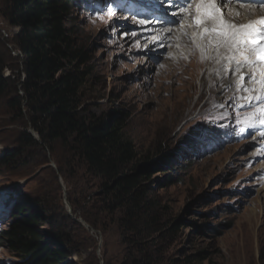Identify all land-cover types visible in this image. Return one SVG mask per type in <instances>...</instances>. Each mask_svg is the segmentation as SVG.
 <instances>
[{"label": "rangeland", "instance_id": "1", "mask_svg": "<svg viewBox=\"0 0 264 264\" xmlns=\"http://www.w3.org/2000/svg\"><path fill=\"white\" fill-rule=\"evenodd\" d=\"M94 1L101 3L99 14L89 15L76 4L71 10L74 37L88 49L93 66L82 109L96 117L123 118L139 160L170 158L168 171L142 182L144 200L155 204L156 221L140 233L151 234L132 236L100 179L64 144L20 145L23 132L36 135L20 99L23 57L13 41L19 28L7 21L6 0H0V66L11 81L0 96V155L22 153L0 167V231L13 206L27 199L44 205L54 228L71 239L76 251L67 261L76 264H264V137L240 139L237 132L254 120L237 106L255 91L247 82V92L213 87L209 81L216 68L210 71L206 63L200 68L201 57L186 31L182 39L190 46L184 49L174 44V36L158 37V31L180 34L181 22L152 29L128 10H116L117 0ZM231 66L225 62L235 78ZM16 260L0 247V264Z\"/></svg>", "mask_w": 264, "mask_h": 264}, {"label": "trees", "instance_id": "2", "mask_svg": "<svg viewBox=\"0 0 264 264\" xmlns=\"http://www.w3.org/2000/svg\"><path fill=\"white\" fill-rule=\"evenodd\" d=\"M6 1L7 21L19 28L13 41L23 57L24 79L20 82L17 77L24 94L20 99L25 101L28 121L36 135L23 132L18 138L20 145L51 148L57 142L64 144L100 179V188L111 205L126 216L124 221L134 232L132 236L150 235L140 233L156 221L151 213L155 204L144 200L142 182L157 172L168 171L170 158L161 153L156 161L148 156L139 160L125 133L123 118L96 117L82 109V92L93 66L88 49L75 39L71 26V10L78 0ZM2 70L0 66V96L11 81V76L1 75ZM12 102L21 105L17 100ZM20 153L0 155V167ZM138 160L141 163H136ZM43 206L27 199L13 206L0 231V247L17 259L14 264H76L67 261L76 247L59 227L54 228L55 219ZM42 227L46 229L41 231Z\"/></svg>", "mask_w": 264, "mask_h": 264}, {"label": "snow or ice", "instance_id": "3", "mask_svg": "<svg viewBox=\"0 0 264 264\" xmlns=\"http://www.w3.org/2000/svg\"><path fill=\"white\" fill-rule=\"evenodd\" d=\"M225 2L226 0H198L195 9L197 18L193 23L197 27H203L204 34L221 37L222 45L220 46L230 52V58L235 59V71H239L242 67L251 70L248 77H240L241 81L259 84L260 90L264 92V17L245 24L228 22L223 18V13L219 11ZM188 3L189 0H185V4ZM183 7L181 6L182 10ZM208 23L216 27L208 28L206 27ZM242 90L249 91L248 89ZM253 101L258 107L264 104V96L258 94L254 98H249V103L241 107L252 108ZM260 124L264 126V119L260 120Z\"/></svg>", "mask_w": 264, "mask_h": 264}, {"label": "bare ground", "instance_id": "4", "mask_svg": "<svg viewBox=\"0 0 264 264\" xmlns=\"http://www.w3.org/2000/svg\"><path fill=\"white\" fill-rule=\"evenodd\" d=\"M197 2H198V0H196V3ZM195 9H196V7L192 6L191 9L186 11V13L191 12L194 20L197 18ZM219 9H220L219 11L223 13V18L226 21L231 22V23H235V24H245L249 21H256L259 18L264 17V6H262L261 8L255 7L254 5L240 7V6H237V4H233V3L229 4V3L225 2L224 5L222 7H220ZM184 16H185V14L181 15L180 17H184ZM193 19L185 18V20L181 21L180 34H176L175 32H168L167 30L165 32L158 31L157 33L163 35V36L158 35V37H161L162 40H167V39L173 38V36H174L175 37L174 44L178 45L180 47L182 46L181 48L184 49V47H188L189 43H187V41H183L182 38H185V37H182L181 32L186 31L187 32L186 34L189 37H191V39H192L190 44H193L197 47L196 50L201 57L200 61H198V64L199 65L201 64L200 68H202V66H204L203 64H205V63L209 65L208 68H210V67L212 68V69H210V71L213 70L212 66H214L216 68L214 70V75H213L214 78L209 81V82H211V85L213 87L220 86L223 88V91H225L228 87H231V86L238 87L241 89V92H242V89L246 88L247 84H245L246 81L242 82L240 77L241 76L248 77L251 73V70L248 69L247 67H242L239 71H235V69H236L235 59L230 58V56H231L230 52L226 48H224L223 46H220V45H222V38L221 37H213L212 35H209V34H204L203 33V27L200 29V27L193 26ZM206 27L214 28V27H216V25L208 23L206 25ZM156 31H155V33H156ZM214 46H218V51H214ZM172 47H174V45ZM196 50L193 54H196ZM212 50H213V52H212ZM210 51H211V55H210ZM188 52H189V50H188ZM179 54H181V53H179ZM185 55L188 57L190 54L186 52ZM186 56H185V58H186ZM193 57H194V55H193ZM216 58L218 59V61H220V62H218L217 67L213 64V61ZM223 59H225L226 61H222ZM237 59H238V57H237ZM182 60H183V58H182ZM183 61H185V60H183ZM227 61H230L232 63L230 73L232 75H234L235 78H231L228 75V71L225 70V62H227ZM210 78H212V77H210ZM205 80L207 81V79L204 78L203 82ZM247 83H249L248 88L252 89V91L254 89L255 93L260 88L259 84H253L251 82H247ZM243 84H245V85L242 88L241 85H243ZM221 96H222V94H221ZM237 96H239V94H237Z\"/></svg>", "mask_w": 264, "mask_h": 264}]
</instances>
